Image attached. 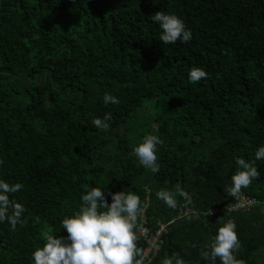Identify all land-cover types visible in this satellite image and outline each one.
<instances>
[{"label": "trees", "instance_id": "trees-1", "mask_svg": "<svg viewBox=\"0 0 264 264\" xmlns=\"http://www.w3.org/2000/svg\"><path fill=\"white\" fill-rule=\"evenodd\" d=\"M157 11L181 19L191 41L164 45ZM193 67L208 77L190 83ZM105 114L107 131L92 123ZM148 134L163 141L155 172L134 153ZM261 146L264 0H0V180L24 186L9 196L26 209L15 231L0 222V264H34L44 235L66 236L62 219L93 187L139 195L153 230L174 222L150 264L174 254L211 264L202 253L228 219L237 259L264 264ZM237 158L260 176L233 198ZM177 188L191 204L158 199ZM243 197L252 205L230 210Z\"/></svg>", "mask_w": 264, "mask_h": 264}, {"label": "clouds", "instance_id": "clouds-1", "mask_svg": "<svg viewBox=\"0 0 264 264\" xmlns=\"http://www.w3.org/2000/svg\"><path fill=\"white\" fill-rule=\"evenodd\" d=\"M152 20L161 29L160 41L164 45L191 41V30L186 29L184 22L176 15L157 11L152 15ZM207 77L208 73L202 67L189 70L190 83H198ZM103 102L106 105L109 102L116 104L119 100L105 93ZM110 119L111 115L105 114L103 118H95L92 123L97 129L107 131ZM162 144L163 141L157 135H145L142 142L134 148L139 163L153 172L157 171V146ZM255 159H264V146L257 149ZM236 164L239 170L232 176V185L227 189V194L233 198L260 176L253 162L237 158ZM23 187L21 183L10 184L0 180V222L7 221L13 231L18 224L25 223L22 216L26 209L16 200L10 199L9 194L21 191ZM177 196L183 198L187 204L192 203L191 196L180 188L175 192L163 190L157 193L158 199L172 209L178 206ZM81 202L78 211L61 221L66 236L51 232L44 235L43 246L32 253L34 264H144L143 251L138 247L141 238L139 231L144 225L140 221L137 231V221L138 218L141 219L145 208L142 207L139 195L126 191L109 192L93 187L82 194ZM208 214L211 215V211ZM239 247L236 224L234 220L228 219L218 228L202 255L211 264H216L217 259L221 264H244L236 256ZM173 260L175 264H185L178 254L171 258L166 257L163 264H173Z\"/></svg>", "mask_w": 264, "mask_h": 264}, {"label": "built area", "instance_id": "built-area-1", "mask_svg": "<svg viewBox=\"0 0 264 264\" xmlns=\"http://www.w3.org/2000/svg\"><path fill=\"white\" fill-rule=\"evenodd\" d=\"M251 205L252 202L248 201L247 198L243 197L239 199L237 204L234 207L230 208V210H235V209L247 210ZM189 213H190L189 209L182 211V214L184 215H189ZM140 217L142 224L144 226L141 227V230L139 231V236L148 243V246L144 252V257H145L144 264H150L152 256H156L161 250L162 243H164V235L167 232L168 228L174 222L161 224L159 230H153L152 228L146 226L145 212Z\"/></svg>", "mask_w": 264, "mask_h": 264}, {"label": "water", "instance_id": "water-1", "mask_svg": "<svg viewBox=\"0 0 264 264\" xmlns=\"http://www.w3.org/2000/svg\"><path fill=\"white\" fill-rule=\"evenodd\" d=\"M169 221H168V219H166V221H165V223H168ZM237 255V254H236Z\"/></svg>", "mask_w": 264, "mask_h": 264}]
</instances>
